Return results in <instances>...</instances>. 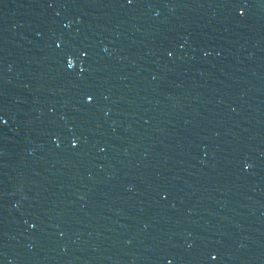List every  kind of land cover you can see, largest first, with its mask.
Masks as SVG:
<instances>
[{"label": "water", "instance_id": "water-1", "mask_svg": "<svg viewBox=\"0 0 264 264\" xmlns=\"http://www.w3.org/2000/svg\"><path fill=\"white\" fill-rule=\"evenodd\" d=\"M242 11L0 181V264H264V0Z\"/></svg>", "mask_w": 264, "mask_h": 264}, {"label": "snow or ice", "instance_id": "snow-or-ice-1", "mask_svg": "<svg viewBox=\"0 0 264 264\" xmlns=\"http://www.w3.org/2000/svg\"><path fill=\"white\" fill-rule=\"evenodd\" d=\"M132 2H133V0H128V3H129V4H131ZM239 14H240L241 16H243L245 13H244V11H240ZM80 54H81V55H84V54H86V53H85L84 51H80ZM67 56L69 57V58L67 59V67H68V68H72V67H73V63H72L71 54H68ZM92 99H93V97L89 95V96H88V100H89V102H91ZM7 123H8V120L6 119L5 115L0 114V125H5V124H7ZM76 146H77L76 143H75V142H72V147L75 148ZM32 227H35V225H32ZM209 255H210V259H211V260H213V261L216 260V256H215V255H211V254H209ZM168 264H171V261H168Z\"/></svg>", "mask_w": 264, "mask_h": 264}]
</instances>
